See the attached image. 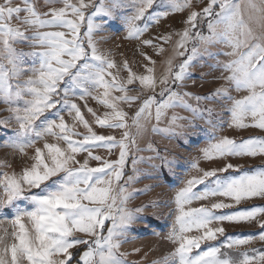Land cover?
Listing matches in <instances>:
<instances>
[{
    "label": "snow or ice",
    "instance_id": "snow-or-ice-1",
    "mask_svg": "<svg viewBox=\"0 0 264 264\" xmlns=\"http://www.w3.org/2000/svg\"><path fill=\"white\" fill-rule=\"evenodd\" d=\"M56 3L62 6L41 11L38 0H0V101L10 106L8 111L13 114L0 120V127L7 128L13 118L18 125L3 146L22 155L27 154V148H34L30 166L20 173L0 172V264H138L128 260L132 253L120 251L121 245L127 242L131 225L140 222L149 226L143 213L157 203L127 207L136 191H129V186L141 171L137 165L148 163L149 178L160 181L165 172L179 178L185 161L176 151L179 143L165 147L163 153L152 144L146 149L137 147L131 129L139 135L144 129L142 122L153 119V133L180 141L187 148L196 143L193 138L208 136L209 129L212 140L199 149V157L187 161L198 175L184 179L176 190L174 222L164 237L176 247L153 264H264V249L251 248L235 258L222 251L264 242V203L236 208L242 202L264 201V164L245 168L228 162L210 169L200 167L201 159L264 157V136L239 141L217 137L223 123L214 122V109L200 107L201 101H231L229 127L264 131V31L257 34L244 19L247 13L249 20L264 28V0H207L199 11H189L182 31L150 39L141 37L151 24L192 8L191 0H44L43 6ZM115 21L122 22L124 39L140 42L139 49L149 47L162 54L163 44L178 37L173 51L183 57L182 62L174 68L170 57L159 79L155 61L147 52L140 51L151 64L144 65L143 74L134 72L127 59L117 63L94 39L95 33ZM17 44L32 50H18ZM198 58L211 69L208 74L218 73L215 80L223 81L204 96L179 91ZM22 76L27 79L21 80ZM232 89L247 95L235 99L229 94ZM89 100L98 108L90 107ZM190 100H195L196 106ZM21 101L23 107L11 106ZM124 106L135 107V111L130 115ZM177 107L190 112L191 118L173 112L168 125L159 127L168 111ZM196 119L204 120L208 127L199 128ZM94 126L119 130V137L98 132ZM79 127L85 131H77ZM38 141H44L43 145L36 146ZM98 149L109 156L118 149L119 154L107 159L95 154ZM133 149L155 155L136 157L131 155ZM81 153L86 154L82 161L77 159ZM130 158L133 175L125 179ZM90 160L97 166H90ZM10 166L0 161V168ZM148 190L146 186L140 191ZM216 197L221 199L192 207L194 201ZM223 209L231 211H219ZM225 222L251 224L258 231L243 237L226 236ZM193 232L198 234L190 235ZM219 237L224 240L201 249V244ZM80 246L83 250L73 251Z\"/></svg>",
    "mask_w": 264,
    "mask_h": 264
},
{
    "label": "rangeland",
    "instance_id": "rangeland-1",
    "mask_svg": "<svg viewBox=\"0 0 264 264\" xmlns=\"http://www.w3.org/2000/svg\"><path fill=\"white\" fill-rule=\"evenodd\" d=\"M20 2V0H17ZM192 8L185 9L183 12H177L170 14L167 18L161 19L159 23L151 24L148 31L144 34L141 39H150L155 36L168 34L170 32H178L182 31L184 28L183 21L186 20L189 11L196 10L199 11L207 4V0H191ZM38 5L41 11H47L48 7H61L62 5L59 3L43 6L44 0H38ZM159 10V9H157ZM151 11V10H150ZM245 22L251 27L254 32L259 34L261 31H264V28L261 27L260 23H257L255 20H249L248 14L244 15ZM56 30V29H50ZM84 29H82L83 31ZM204 34H207L206 27L203 28ZM126 32L124 31V27L122 22L115 21L113 24L106 28L105 31L97 32L94 34V39L97 41L98 48L108 54H111V57L119 63L121 60L127 59L132 70L138 73H144V65L151 64L148 61L144 60L140 55V51L147 52L149 56H151L152 60L155 61V75L157 79L161 78L165 72L167 67L165 61L170 57L173 58V67L175 68L180 62H182L183 57L176 56L173 48L175 40L178 37L173 36L172 42L163 44V48L165 51L161 54L154 51L152 48L145 47L139 49V41L136 40H128L124 39ZM154 43H158V41H154ZM15 47L18 50H23L25 52H29L32 49L28 47L26 44H17ZM191 44L189 45V48ZM223 48V46H219ZM139 49V50H138ZM213 51L216 49L213 48ZM28 62L31 63V58H27ZM221 59H225L221 57ZM191 73V77L185 81V87L179 89V91L184 92H192L196 95H208L211 92H214L216 88H218L223 81L215 80V76L218 73L212 72V74H208L211 72V69L207 67L204 59H199L198 62L194 63V66L189 69ZM31 73H29L30 75ZM122 75H126V73H122ZM203 76V78H201ZM27 79V76H22L21 80ZM10 83L15 85L16 81L12 80ZM133 87H137V85H133ZM159 91V88H157ZM95 94V93H94ZM235 99H240L243 96L247 95L245 91H235L234 89L230 90L229 93ZM31 97H25V99H30ZM82 111L85 113V118L91 122V116L87 113V110L83 108L82 102ZM189 103L196 106L195 100H190ZM231 101L217 98V100L213 101H201L200 107L202 108H212L213 112V120L214 122H222L223 127L219 128L215 135L217 137L221 136H229L237 139L238 141L241 139H246L251 136H264V131L256 128H245V129H236L233 127H229L228 121L230 120V114L227 112V109L230 107ZM12 107L20 106L23 107V101L19 102V105L13 104ZM89 106L97 109L98 105L95 101L89 100ZM10 106L0 101V120L5 118L12 117L13 114L8 111ZM126 111H129L131 115L135 111V107L132 109H128L127 106H124ZM100 112H103L104 109H99ZM175 112L179 116L189 117L191 118V113L185 111L183 108L177 107L175 109H170L167 113V116L162 119L159 124V127L163 128L168 125V118ZM207 118V114H205ZM66 120L71 123V120L65 114ZM250 122V121H246ZM130 123V121H129ZM144 123V129L141 134L136 135V129H131L133 135L136 137V145L139 148L146 149L149 144H152L154 147L158 148L161 153L165 147L172 148L174 144L179 143L180 147L176 149V151L185 157V161H182L183 168L180 170L179 178H173L167 172L164 173V177L160 181L153 180L149 178L148 173L151 171L148 163H140L137 167L141 170L137 175L139 179L129 186V191H133V198L130 199L127 203L128 208L139 207L142 204H150V202L155 201L157 203V207H148L145 213H143L146 218V222L149 225L145 227L144 223L137 222L130 226L127 232V242L122 243L120 251L132 253L129 257V261H137L138 264H153V261L162 260L166 255L170 254L174 251L176 245L172 244L164 237L171 229V225L174 222L175 217V204L173 202L175 192L178 188L183 186L182 181L186 178H190L191 176L198 175L195 169H192L187 161H190L193 157H199L201 154L199 152L200 148L207 147L211 140V130L209 129V135L193 138L196 143L193 147L187 148L182 142L174 141L167 138L164 135L156 134L152 132V125L155 124V120H151L149 122ZM194 123L201 129L207 128L208 126L205 124L204 120L196 119ZM18 127L15 119H10L9 125L7 128L0 127V161H7L11 166L8 168H0V172L7 171L9 173L15 171L16 173H20L24 167L30 166L33 161L30 159L32 155H34V148H27L26 155L20 154L18 151H14L10 147L3 146L8 137L12 136L13 131ZM95 130L98 132H103L105 134H114L119 137L120 131L116 130H108V129H99L94 126ZM79 132H84L85 130L82 127L77 129ZM49 142H54L53 138L48 137ZM44 141H38L36 146H42ZM97 155H101L107 159H116L119 154L118 149H114L112 155L109 156L106 150L98 149L96 150ZM131 155H135L136 157H149L155 155L154 152L149 151H140L137 152L133 149ZM86 154L81 153L78 155L77 159L83 160ZM231 162L233 164L243 165L245 168L256 167L264 164V157H228L223 160H200V167L204 169H210L213 167L222 166L224 163ZM154 163H158V161H154ZM90 166H97L96 161H89ZM231 171V170H230ZM125 179L128 175H133L132 171V163L131 158L129 159L127 166L125 168ZM236 174V173H232ZM224 175H228V173H224ZM148 186V191H140L145 189ZM201 188L203 186H200ZM221 198L216 197L210 201H194L192 207H199L202 203L210 204L212 202H216ZM228 202V201H226ZM226 210V209H224ZM221 210V211H224ZM230 211V209H227ZM233 210V209H232ZM157 216L161 218H157ZM247 223H240L239 225H243ZM223 225H228L231 227L230 223H225ZM227 227V226H226ZM159 233V235H154L153 233ZM198 233L193 232L190 235H197ZM82 235V234H77ZM11 242V241H10ZM208 244H217L215 241L208 242ZM208 244H201V249H206ZM82 248V249H81ZM139 248V252H133V249ZM251 248L264 249L263 242L257 240L254 244H249L246 246H242L238 249L226 250L222 249V251H228L230 256L235 258L238 253L248 251ZM79 249L83 250V246H80ZM79 249H73V251H79ZM75 264V262H73Z\"/></svg>",
    "mask_w": 264,
    "mask_h": 264
},
{
    "label": "crops",
    "instance_id": "crops-1",
    "mask_svg": "<svg viewBox=\"0 0 264 264\" xmlns=\"http://www.w3.org/2000/svg\"><path fill=\"white\" fill-rule=\"evenodd\" d=\"M262 203H264V201H260V200L247 201V202H242L240 205H237L236 208H247L251 204H262ZM233 210H235V209H233ZM219 211H221V210H219ZM227 211L228 210L226 209L223 212H227ZM225 223H227V222H225ZM212 226L216 227V226H221V225H215L214 224ZM222 226L225 228V235L226 236L243 237V236H246L250 233H254V232L258 231V229L254 225H251V224H243V225L233 224V225H231V227L228 225H222ZM223 240H224V237H219L218 240L215 241V243L219 244ZM256 242L257 241H254L252 244H254ZM205 244H208V242H206ZM263 244H264V242H263Z\"/></svg>",
    "mask_w": 264,
    "mask_h": 264
},
{
    "label": "trees",
    "instance_id": "trees-1",
    "mask_svg": "<svg viewBox=\"0 0 264 264\" xmlns=\"http://www.w3.org/2000/svg\"><path fill=\"white\" fill-rule=\"evenodd\" d=\"M82 249V248H81ZM81 249H79V250H81Z\"/></svg>",
    "mask_w": 264,
    "mask_h": 264
}]
</instances>
